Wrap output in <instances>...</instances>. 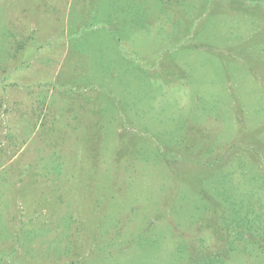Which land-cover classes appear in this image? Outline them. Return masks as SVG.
Returning <instances> with one entry per match:
<instances>
[{
	"label": "rangeland",
	"instance_id": "rangeland-1",
	"mask_svg": "<svg viewBox=\"0 0 264 264\" xmlns=\"http://www.w3.org/2000/svg\"><path fill=\"white\" fill-rule=\"evenodd\" d=\"M0 264H264V0H0Z\"/></svg>",
	"mask_w": 264,
	"mask_h": 264
}]
</instances>
